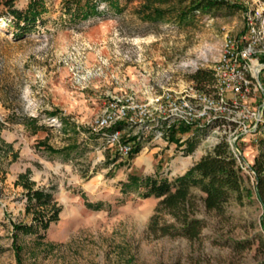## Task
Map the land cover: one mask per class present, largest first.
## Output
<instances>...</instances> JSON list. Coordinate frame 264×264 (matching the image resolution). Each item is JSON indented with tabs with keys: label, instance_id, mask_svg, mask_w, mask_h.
<instances>
[{
	"label": "rangeland",
	"instance_id": "1",
	"mask_svg": "<svg viewBox=\"0 0 264 264\" xmlns=\"http://www.w3.org/2000/svg\"><path fill=\"white\" fill-rule=\"evenodd\" d=\"M28 1L15 0L14 6L23 10ZM65 1L45 0L41 22L24 35L9 18H0V264L263 262V212L254 197L206 211L192 188L194 216L204 226L188 239L149 229L158 200L121 190L131 173L169 182L182 175L213 146L208 133L185 155L182 143L190 131L175 133L173 140L157 136L164 133L162 122L150 111L145 123L126 124L121 132L120 139L136 137L140 143L131 159L90 129L112 98L132 96L141 103L160 88L196 90L189 80L196 66L210 70L225 34L241 36L246 15L264 9V0H227L239 11L203 14L185 27L144 23L135 13L137 4L123 2L119 14L74 22L62 14ZM23 118H34L42 129L24 125ZM242 139L237 146L251 188L249 166L258 149L251 138ZM24 173L27 179L18 180ZM23 182L52 189L60 207L58 221L42 239L14 231L31 222ZM98 202L103 204L98 210L87 206ZM163 222L173 220L164 216Z\"/></svg>",
	"mask_w": 264,
	"mask_h": 264
},
{
	"label": "trees",
	"instance_id": "2",
	"mask_svg": "<svg viewBox=\"0 0 264 264\" xmlns=\"http://www.w3.org/2000/svg\"><path fill=\"white\" fill-rule=\"evenodd\" d=\"M15 0H0V18H12L13 27L24 35L41 22L42 15L46 11L45 0H29L25 9L19 10L14 6ZM137 4L136 14L140 21L147 24L173 22L177 27H185L192 24L203 14L213 17L223 11H239L235 2L227 0H66L63 4L62 14L70 21H88L92 18H100L107 14H119L123 4ZM4 11V13H2ZM246 28L244 29L245 32ZM243 32V33H244ZM189 80L194 83V89L199 92H209L213 84V73L209 69H197ZM24 125L33 126L34 129H42L37 126L36 120L23 118ZM124 123H117L110 129L101 131V136L123 130ZM212 126L197 127L183 123H173L167 128L162 122L164 136L173 140L177 132L189 133V137L183 141V152L189 155L196 145V139L209 132ZM99 134V135H100ZM179 143V139L177 140ZM121 143H129L131 148L128 156L133 159L140 151L138 138L131 137ZM258 152L254 156L249 171L251 172L253 185L246 187L247 178L243 169L235 161L232 151L227 142L222 139L220 143L211 147L210 150L197 162L190 166L182 175L176 176L171 182L158 176L147 175L144 177L134 173L128 174L125 184H122V192L128 189L136 190L142 199L153 198L158 200L149 221V229H156L161 235H181L188 239L196 237L202 230L203 221L194 216L197 207V198L191 193L196 188L201 197L199 200L206 211H220L222 206L231 199L241 202L244 197L248 200L254 197L259 204L264 222V137L257 142ZM10 148V146H7ZM1 150V149H0ZM10 151V150H8ZM52 152H57L52 150ZM2 153L4 151H1ZM28 173L19 175L18 180L23 181ZM25 192L23 194L25 213L30 216V223H21L14 227L18 235L35 236L42 239L48 228L58 221L60 207L53 198L52 189L43 187L33 188L32 183L23 182ZM98 210L103 204L87 205ZM168 216L173 223L160 225V220ZM170 229V230H169ZM257 264H264L263 262Z\"/></svg>",
	"mask_w": 264,
	"mask_h": 264
},
{
	"label": "built area",
	"instance_id": "3",
	"mask_svg": "<svg viewBox=\"0 0 264 264\" xmlns=\"http://www.w3.org/2000/svg\"><path fill=\"white\" fill-rule=\"evenodd\" d=\"M245 26V32L239 37L230 38L225 34L217 60L209 67L213 73L212 91L202 93L190 89L191 92L177 93L160 88V91H151L141 103L135 102L132 96L112 98L107 110L95 120L91 132L110 129L117 123H145L150 111L167 128L173 123L194 127L211 125L206 139L213 146L224 139L235 161L244 169L237 143L249 137L250 143L256 146L264 137V76L263 83L260 81V75L264 74V9L247 14ZM121 132L104 137L119 154L127 157L131 146L121 143ZM163 135L159 132L157 136Z\"/></svg>",
	"mask_w": 264,
	"mask_h": 264
}]
</instances>
